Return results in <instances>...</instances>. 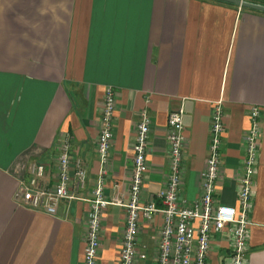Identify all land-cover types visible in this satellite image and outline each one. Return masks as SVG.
I'll return each mask as SVG.
<instances>
[{"label":"crops","instance_id":"0c3cea01","mask_svg":"<svg viewBox=\"0 0 264 264\" xmlns=\"http://www.w3.org/2000/svg\"><path fill=\"white\" fill-rule=\"evenodd\" d=\"M264 6V0H244ZM116 95L97 264H119L131 183L133 143L142 111L151 121L142 202L169 175L167 119L183 108L186 146L181 200L200 196L214 104L222 101L216 201L234 206L250 111H260L259 161L249 217L246 264H264V12L215 0H0V264H83L87 200L104 91ZM86 169L83 189L53 215L17 196L29 166L57 181L64 138ZM160 215L141 219L136 249L152 264ZM227 240L215 236L207 264H226Z\"/></svg>","mask_w":264,"mask_h":264},{"label":"built area","instance_id":"2783aa9c","mask_svg":"<svg viewBox=\"0 0 264 264\" xmlns=\"http://www.w3.org/2000/svg\"><path fill=\"white\" fill-rule=\"evenodd\" d=\"M116 95L111 88L104 91L96 153L100 170L95 187L91 191L87 220L84 263L97 264L100 248L101 223L104 209L110 203L103 198L107 175V163L113 139L112 126L116 110ZM183 108L172 111L167 119V143L169 175L164 186L153 200L142 202V190L147 171L148 139L151 121L146 111L140 114L136 124L131 183L125 209V229L121 244L119 264H137L146 255L136 249L140 220H150L154 215L162 218V227L156 239V256L152 264H207L212 240L220 236L227 240L229 254L226 264H246L249 252V217L252 212L255 176L259 161L261 139L260 111H250V127L244 136L245 153L242 172L238 178L236 205L229 206L216 201V186L220 179L221 144L225 130L222 101L214 104L209 127V155L201 173V192L191 204L181 200L184 174V149L186 138L182 123ZM29 181L22 184L17 196L33 210L53 215L62 200H73L69 186L76 191L86 182L84 163L70 154L69 137L61 145L57 164V181L52 187L43 184L45 167L33 163L29 166Z\"/></svg>","mask_w":264,"mask_h":264},{"label":"water","instance_id":"95a60500","mask_svg":"<svg viewBox=\"0 0 264 264\" xmlns=\"http://www.w3.org/2000/svg\"><path fill=\"white\" fill-rule=\"evenodd\" d=\"M215 1L231 3V4H234V5L242 7V8H248V9L264 12V6L259 5V4L249 3V2L244 1V0H215Z\"/></svg>","mask_w":264,"mask_h":264}]
</instances>
